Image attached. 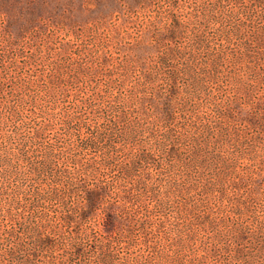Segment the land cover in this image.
<instances>
[{"label": "trees", "instance_id": "obj_1", "mask_svg": "<svg viewBox=\"0 0 264 264\" xmlns=\"http://www.w3.org/2000/svg\"><path fill=\"white\" fill-rule=\"evenodd\" d=\"M154 1L115 0L116 10L91 14L84 26L100 33L74 52L76 21L57 23L70 34L58 46L47 20L29 32L0 24V264H184V254L160 255L148 239L140 242L152 248L146 254L119 256L117 246L134 241L137 229H160L156 211L227 197L224 213L197 218L212 228L204 259L221 252L230 254L222 264H264V191L255 171L239 166L264 164V114L239 102L264 83V0H160L158 14H142ZM25 32L33 41L44 33L29 55L18 42ZM109 48L124 56L116 62ZM96 61L107 66L104 86L94 80ZM46 63L50 75L35 68ZM260 65L261 79L249 82ZM70 80L87 89L62 87ZM230 83L237 96H220ZM145 163L156 171L138 175ZM237 190L247 194L232 196ZM172 224L177 238L161 240L190 248L186 224Z\"/></svg>", "mask_w": 264, "mask_h": 264}, {"label": "rangeland", "instance_id": "obj_2", "mask_svg": "<svg viewBox=\"0 0 264 264\" xmlns=\"http://www.w3.org/2000/svg\"><path fill=\"white\" fill-rule=\"evenodd\" d=\"M184 1L185 0H181L182 3ZM192 1H193V4L198 1L204 2V0H192ZM154 2H155L154 7L148 9L147 10L148 12L146 11L144 13L143 11L142 14H145L147 16H150L151 14L153 15L158 14V6L162 2H160V0H155ZM110 6L114 10L117 9V3L115 2V0H0V8H1L2 13L5 15V17L3 16L1 17L0 24L6 25L8 21V23L14 26L13 29L17 26L25 25L26 27H28L26 32H29L32 29L31 26L38 25L40 22L43 23L44 21L47 20V23H45L46 34L48 36L53 37L54 42L57 43V45L55 46H58V44H60L61 42H64L66 38L68 37V35L70 34L67 33L66 30H64L63 24H57V23L58 22L68 23L71 21L73 22L76 21L79 23V25L77 26V34L76 36L72 35L71 48H70L72 52H74V51H77V49L81 48V45H80L81 42H83L84 40L93 41L97 37V36L95 37V34L98 35V33H100V31H98L95 28H88L87 26L85 27L84 25L87 24L85 20H88L91 14L99 15V14H102V12L108 11ZM90 9H92L93 11L89 12ZM3 10L6 11L7 13H4ZM113 17H114L113 18L114 21L111 22L112 25L114 24L116 18H118L119 16H113ZM223 24L224 26H229L228 21H224ZM1 25H0V28L2 29ZM41 36H44V33L41 34ZM41 36H39V38L36 41H33L31 37L28 36V33H26L25 36H22V38L18 39V42L21 43L20 47L22 48L25 47L24 54L29 55L31 52H33L31 48L32 44H37L38 46H40L44 42ZM3 41H4V34L0 30V43ZM259 47H261V45ZM259 47H256L255 48L256 52L253 51V53L258 54L257 50H259ZM110 51H112V54L115 56L114 58L116 62H118L122 58V56H124L123 51H121V49L115 50L112 48V50H110L109 48V52ZM261 55L264 60V54H261ZM67 57L69 58L70 56L68 55ZM22 58L24 57H21L20 59L23 60ZM47 59H49V57H45V60ZM94 64L99 69V73L94 77V80L101 86H104L105 79H107V77H105L104 73L102 72L105 71V68L107 66H102L101 62L99 61H96ZM50 67L51 66L48 63H46V66L42 64L35 66L37 71L45 72L47 75L48 74L50 75V69H51ZM262 68L263 67L261 65L260 67L256 66L254 71L252 70L253 71L252 74L249 75V73H246L247 75H249L248 77L249 82H251V78H253L256 81L257 80L259 81V79H261V76L263 75ZM27 69L31 71V67H27ZM132 74L135 75V77H137L138 72L133 71ZM256 81H254V83ZM61 85L62 87L69 88V89H73L76 87L81 88L82 90L87 89L85 88L87 84L85 83L84 80H82V82H75V83H73V81L66 83L65 81L61 83ZM233 86L234 85L232 83H230L229 86H223L222 87L223 91L220 92L222 95L220 96L226 98L227 95L228 96L232 95L234 97L235 89ZM114 90L116 89L113 88V90L111 91H114ZM240 96H242L239 98V102H241V108H245L246 106H249V108H256V109H252L253 110L252 113L254 115L258 114L257 116H261L264 114V83H261L258 86V89L253 91L252 96L243 97V94H240ZM244 99L247 100V103H246V100ZM71 100H72L71 98L66 97L65 106L71 107L72 106ZM207 105L208 104H207L206 99L203 98L201 100V106H202L201 111L204 114H206L210 110ZM245 110L243 112L244 114H246ZM181 114H182L181 115L182 117H180V120H184V122H187V120L183 118V116H185L184 112H182ZM256 120H259V119L257 118ZM237 123L241 125L240 121ZM254 126L255 125L249 128V132L252 134L257 133V130H258V127H254ZM54 137H56V134L54 132H51L49 136H47L46 139L49 140V139H53ZM246 146L247 144H245L244 147ZM98 155H99L98 151H92L90 154V156L92 157H97ZM263 160H264V157H263ZM263 165L258 162H252L249 166H247L245 165V160L243 159H241L239 163L240 168L255 171V175L258 176L259 178L256 179L257 182L256 181L254 182V186H257L259 184L262 187V189L260 188V190L264 191V166ZM137 168H138L137 169L138 175H143L144 173H150V172L156 171L154 166L150 163H145L142 166L137 167ZM178 172L179 173L177 175L179 177H183L184 174H186L185 172H183V169L181 168L179 169ZM198 192L202 193L201 191H198ZM245 194H247L246 190H237L233 192V194L231 195L232 196H243ZM247 199H248L249 204L253 206L260 205V203L262 202V200L260 199L256 200L250 197ZM230 200H232V198L227 197L224 202H219L216 199L212 198V199H209L208 202L203 203L197 209H191V210H187L184 212H181V208L179 207L177 208L178 204H176V206H171L170 208H165L164 211L162 212L156 211L155 221L159 222L160 219H162L161 228L160 229L156 228V230L151 229V228H143L140 230L138 229L135 230L136 235L134 237V241L128 242V240L125 239V241L122 244H118L117 246L118 254L119 256H127V255L131 256L137 252H141L144 254L148 252L150 253L149 249H152V248H150L147 245L143 246L140 243L141 240L148 239V240H151L153 243H155V246L153 247H155V251L157 250L159 251L160 255L162 252L165 251L164 249L166 248L169 249L170 251L175 250V252L180 253L181 255L184 254V256H182L186 261L184 264H222L224 257H229L230 254L223 255L220 252V253L215 254L210 259H204L205 247L212 246L211 238H210V235L212 233V228L205 226L203 223H200V225L196 223L198 222L197 218H199L204 213H207V212H214L215 214L224 213L226 209L225 207L230 205ZM189 205L190 204H188V206ZM139 211L141 212V209ZM259 213H261V215L264 216V210H262V208H260ZM142 214L143 213H140V215ZM248 219H249L248 216H245L243 218V220L245 221ZM173 222H175L180 227L186 224L185 227L187 228L185 229V232H187L188 234H191L194 237V242L191 243L193 245L190 246V248L187 247L186 249L185 248L182 249V248H179L173 245L172 243L169 244L167 243V241L163 242L161 240V236L164 238H168V239L177 238L178 235L173 227V224H172ZM250 226H253V225L250 224ZM183 239L186 240L187 237ZM243 244L247 248L251 245V240H246L243 242ZM88 253H91V252H88ZM175 260L176 258H173V259L165 258L162 264H169V263L174 264ZM190 260H192V263H190ZM162 261H163V258H162Z\"/></svg>", "mask_w": 264, "mask_h": 264}]
</instances>
